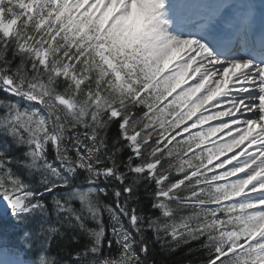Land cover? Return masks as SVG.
<instances>
[{"label":"snow or ice","instance_id":"1","mask_svg":"<svg viewBox=\"0 0 264 264\" xmlns=\"http://www.w3.org/2000/svg\"><path fill=\"white\" fill-rule=\"evenodd\" d=\"M143 2L0 0V135L27 149L28 167L60 178L44 192L67 184L49 148L69 175L118 183L115 208L93 193H73L79 210L55 201L94 238L92 264H145L148 230L165 249L187 246L185 264H264V15L252 0H212L177 21L169 0H147L146 20ZM177 23L203 39L181 38ZM17 163L0 152V197L20 219L46 213L42 193L11 171ZM141 180L155 186L152 216L130 204ZM101 210L117 256L102 251Z\"/></svg>","mask_w":264,"mask_h":264},{"label":"trees","instance_id":"2","mask_svg":"<svg viewBox=\"0 0 264 264\" xmlns=\"http://www.w3.org/2000/svg\"><path fill=\"white\" fill-rule=\"evenodd\" d=\"M11 102L17 103L16 100ZM21 106V105H20ZM106 142L111 146L113 139L119 135V125L116 122L110 124L106 130ZM0 152H4L9 159L19 160L20 163L11 165V171L15 173L22 182L29 185L32 189L38 188L36 182V170L35 167H28L27 164L30 160L25 156L26 148L16 145L11 137H5L0 135ZM129 150L122 148L119 152L121 160L126 161L128 159ZM74 155V154H73ZM79 172V171H78ZM82 180L78 184L82 186L85 184L83 176ZM131 183V179L127 181ZM104 186V193L98 196L99 202L102 205L115 208L116 196L115 192L119 189L117 184H109ZM154 184L147 180H141L135 187L134 197L135 199L130 201L137 207L142 216H152L158 213V210L152 208V192L154 191ZM61 197V196H60ZM45 207H48V202L43 200ZM51 211L55 210V206L51 204ZM123 223L127 227V221L121 217ZM43 221L37 220V233L38 236L32 239L33 244L39 243L42 246V250L46 254V260L51 261V264H74V261L78 258H82L83 264H92V257L84 255L88 252V249L94 244V238L88 233L83 231L78 225H76L70 217L60 214L57 221L50 223L51 226L46 228L43 225ZM89 230H98L97 223L88 219L86 221ZM101 223L105 226V239L108 237V229L110 228L111 217L106 211L101 210ZM50 229H55L52 231ZM144 238L149 241V254L145 259V264H185L187 260L191 259V256L187 254V246L176 248L174 251L165 249L162 244L153 236L151 230H148L144 234ZM106 240L103 239L104 249L108 254L112 256L119 255V246L113 241L112 248H107Z\"/></svg>","mask_w":264,"mask_h":264},{"label":"rangeland","instance_id":"3","mask_svg":"<svg viewBox=\"0 0 264 264\" xmlns=\"http://www.w3.org/2000/svg\"><path fill=\"white\" fill-rule=\"evenodd\" d=\"M11 258L18 259V255L14 254L13 250L0 245V261L10 260Z\"/></svg>","mask_w":264,"mask_h":264},{"label":"clouds","instance_id":"4","mask_svg":"<svg viewBox=\"0 0 264 264\" xmlns=\"http://www.w3.org/2000/svg\"><path fill=\"white\" fill-rule=\"evenodd\" d=\"M144 13H145V16H146V20L150 18V9H149V6H148V3H147V0H144V2L142 3L141 5Z\"/></svg>","mask_w":264,"mask_h":264}]
</instances>
